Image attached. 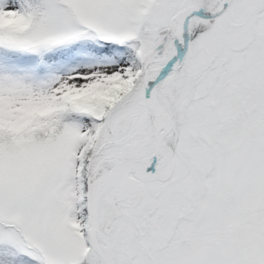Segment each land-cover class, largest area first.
<instances>
[{"label": "snow or ice", "instance_id": "6c2138e0", "mask_svg": "<svg viewBox=\"0 0 264 264\" xmlns=\"http://www.w3.org/2000/svg\"><path fill=\"white\" fill-rule=\"evenodd\" d=\"M0 264H264V0H0Z\"/></svg>", "mask_w": 264, "mask_h": 264}]
</instances>
